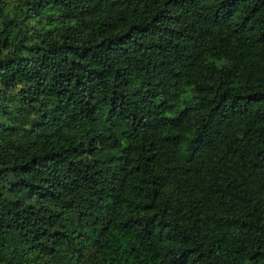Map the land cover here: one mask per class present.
<instances>
[{"label": "trees", "instance_id": "16d2710c", "mask_svg": "<svg viewBox=\"0 0 264 264\" xmlns=\"http://www.w3.org/2000/svg\"><path fill=\"white\" fill-rule=\"evenodd\" d=\"M0 264H264V0H0Z\"/></svg>", "mask_w": 264, "mask_h": 264}]
</instances>
